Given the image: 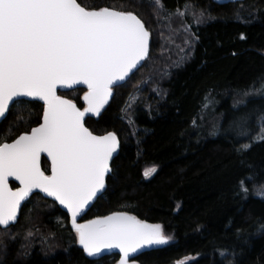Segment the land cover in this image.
I'll return each instance as SVG.
<instances>
[{
    "label": "trees",
    "instance_id": "trees-1",
    "mask_svg": "<svg viewBox=\"0 0 264 264\" xmlns=\"http://www.w3.org/2000/svg\"><path fill=\"white\" fill-rule=\"evenodd\" d=\"M78 2L133 11L152 32L146 66L113 89L98 116L86 117L94 134L115 132L121 149L112 162L115 179H108L103 197L82 221L127 212L160 225L172 243L134 257V264H264V199L256 195L264 191V142L242 155L237 151L246 142L240 125L256 134L264 117V0H189L205 11L206 22L197 27L191 16L183 23L173 16L176 32L141 0ZM164 3L174 12L185 0ZM85 91L59 95L83 106ZM208 101L210 116L199 123ZM42 116L38 102L14 104L1 124L0 142L30 132ZM42 166L49 175L50 163L43 159ZM153 167L156 173L145 178ZM245 176L253 177L247 199L239 193ZM69 223L58 204L34 195L18 223L0 229V264H118V255L88 258ZM187 258L192 260L183 263Z\"/></svg>",
    "mask_w": 264,
    "mask_h": 264
},
{
    "label": "snow or ice",
    "instance_id": "snow-or-ice-1",
    "mask_svg": "<svg viewBox=\"0 0 264 264\" xmlns=\"http://www.w3.org/2000/svg\"><path fill=\"white\" fill-rule=\"evenodd\" d=\"M141 2L172 32L178 31L172 28L173 16L182 23L191 16L197 27L206 22L205 11H197L189 0L174 12H168L164 0ZM190 29L191 25L183 28L198 39ZM151 35L142 18L122 7L89 8L78 0H0V120L6 119L10 105L25 103L21 97L43 102L38 127L11 143L0 142V226L8 229L14 224L21 203L39 189L67 210L77 242L88 257H100L104 250L115 248L119 264H129L143 247L169 242L160 225H148L127 212L77 222L95 199L103 197L108 179H115L112 162L120 148L115 132L94 134L86 126V117L98 116L113 89L146 66L151 59ZM240 39H245L243 34ZM191 42L185 39V44L191 46ZM76 85L87 88L83 106L57 94L58 88ZM240 127L239 136L246 141L237 149L241 155L253 143L264 142V117L256 134ZM42 153L51 162L50 175L41 168ZM155 171L154 167L145 170V178ZM9 178L18 181L19 187L13 190ZM252 180L245 176L239 182L244 199ZM256 195L264 199V191Z\"/></svg>",
    "mask_w": 264,
    "mask_h": 264
},
{
    "label": "water",
    "instance_id": "water-1",
    "mask_svg": "<svg viewBox=\"0 0 264 264\" xmlns=\"http://www.w3.org/2000/svg\"><path fill=\"white\" fill-rule=\"evenodd\" d=\"M150 49H151V44H150ZM136 72H137V71H134L133 74H130V77H129L128 79H126V80L123 81V82H120L116 87L125 84V83H126V82H127V81H128V80H129V79H130V78L136 73ZM116 87H115V88H116ZM81 88H85V89L87 90V88H86L85 85H76V86H74V87L71 88V89H60V88H58V89H57V94L59 95L60 92H69V91H73V90L81 89ZM19 99L22 100V101L38 102V103H40V104L43 105V102H42V101L34 100V99H32V98H29V97H21V98H19ZM110 99H111V97L109 98L108 102L110 101ZM14 104H16V103H13L12 105H10V110H11V108L14 106ZM9 112H10V111H9ZM8 114H9V113H8ZM8 114H7L6 118L8 117ZM90 115L93 116L92 114H89L88 116H90ZM4 121H5V119H4V120H0V127H1V124H2ZM120 149H121V145H120V148H119L118 152L115 154L114 159H115V158L117 157V155L119 154ZM43 159H46V160L50 163V174H51V162H50V160L47 158V155L44 154V153L41 154V168H42V170H43V166H42ZM114 159H113V161H114ZM50 174H49V175H50ZM13 184L16 185V188L19 187V182H18V181H15L13 178H9V186H10L13 190H15V188L12 186ZM36 194H40V195L43 196L45 199L50 200V201L55 202L56 204H58V202L54 201V199H53L52 197H48L45 193L41 192L39 189H34L33 192L30 194V196H29L25 201H23V202L21 203V207H20V209H19V211H18L17 221H16L14 224H11V225L9 226V228H10L11 226L16 225V224L18 223V221H19V219H20V216H21V212H22L23 207H24L25 204H26L27 202H29L30 199H31L34 195H36ZM93 203H94V201L89 205V207H88V209H86L85 213H82V214H81V217H79L78 220H77L78 223H81V224H82V223H86V222H87V221H82V220H83V218L85 217V215H86V214L90 211V209L92 208ZM58 205H59V204H58ZM59 207L61 208V210H62L63 212H65V213L67 214V210H66V209H64L61 205H59ZM129 215H130V214H129ZM131 216H132V215H131ZM69 217H70V216H69ZM144 223H146V222H144ZM69 224H70L71 229L73 230L72 225H71V219H70V223H69ZM146 224L151 225V224H149V223H146ZM0 229L5 230V228H3L2 226H0ZM73 231H74V230H73ZM156 246H157V245H151V246H145V247H143V248L140 249L137 253L133 254L132 257H130V261H131V259H133L134 257H136V256H138V255H140V254H142V253H145V252H147V251H149V250H151V249L156 248ZM80 247H81V246H80ZM85 254H86V253H85ZM112 255H118V256H119V260H120L119 249H115V248H114V249H111V250H104V251L102 252V254H101L100 257H88L87 254H86V256H87L88 258H90L91 260H99V259H102V258H105V257H108V256H112ZM118 264H119V261H118ZM129 264H130V262H129Z\"/></svg>",
    "mask_w": 264,
    "mask_h": 264
},
{
    "label": "rangeland",
    "instance_id": "rangeland-1",
    "mask_svg": "<svg viewBox=\"0 0 264 264\" xmlns=\"http://www.w3.org/2000/svg\"><path fill=\"white\" fill-rule=\"evenodd\" d=\"M214 1H216V2H218V3H226V2H230V1H236V0H214ZM87 91V90H86ZM112 97V96H111ZM84 102V101H83ZM108 103V102H107ZM106 103V104H107ZM106 104L104 105V107L101 109V112L103 111V109L105 108V106H106ZM208 106L207 107H204V109H203V111L201 112V114H200V118H199V120H198V122L200 123V122H204L209 116H210V108H211V101H208L207 103H206ZM100 112V113H101ZM212 113V112H211ZM91 116V115H90ZM93 116H96V115H93ZM87 117H89V116H87ZM156 169V168H155ZM156 173V171L151 175V176H149L148 177V179H150L154 174ZM161 230L163 231V228L161 227ZM75 232V231H74ZM75 235H76V233H75ZM170 238V237H169ZM170 243H172V239L170 238L169 239V242L167 243V244H162V245H157L156 247H165V246H167V245H169ZM190 260H192V258H187V259H185V261H183V263H186V262H189ZM130 264H134V263H132L131 261H130Z\"/></svg>",
    "mask_w": 264,
    "mask_h": 264
}]
</instances>
